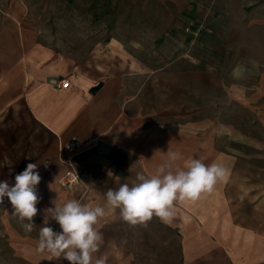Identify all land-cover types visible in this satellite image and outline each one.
<instances>
[{
  "label": "rangeland",
  "instance_id": "rangeland-1",
  "mask_svg": "<svg viewBox=\"0 0 264 264\" xmlns=\"http://www.w3.org/2000/svg\"><path fill=\"white\" fill-rule=\"evenodd\" d=\"M30 2L25 46L60 57L65 74L56 78L126 69V88L111 100L107 131L59 140L54 155L57 140L37 122L24 88L0 89V180L14 183L38 163V208L52 206L51 197L103 207L110 264H264V0ZM7 64L0 60V70ZM169 151L182 158L169 161ZM191 158L222 162L227 175L197 201L177 202L171 223L153 217L130 226L109 209V188ZM53 160L62 171L45 186ZM67 172L77 177L71 186L62 181ZM34 219L27 233L7 199L0 205V264L36 255L19 251L25 236L38 239L43 213Z\"/></svg>",
  "mask_w": 264,
  "mask_h": 264
},
{
  "label": "clouds",
  "instance_id": "clouds-1",
  "mask_svg": "<svg viewBox=\"0 0 264 264\" xmlns=\"http://www.w3.org/2000/svg\"><path fill=\"white\" fill-rule=\"evenodd\" d=\"M166 155L173 162L182 158L176 151ZM171 168V164H162L154 173L137 172L135 182L109 188L104 194L109 209H119L120 218L130 226H146L153 217L169 224L175 216L177 202L197 201L203 193L212 192L227 175L222 162L207 164L199 158H191L183 168L175 171ZM41 180L38 163H28L15 175L14 183L0 180V205L7 199L12 214L25 232L34 230V218L43 213L36 252L49 261L62 259L68 264H107V255L98 258L94 255L103 243L97 225L105 216V209L83 204L78 199L63 202L54 199L50 201L52 206L40 209L42 197L38 186ZM50 221H55L59 230L50 226Z\"/></svg>",
  "mask_w": 264,
  "mask_h": 264
},
{
  "label": "crops",
  "instance_id": "crops-1",
  "mask_svg": "<svg viewBox=\"0 0 264 264\" xmlns=\"http://www.w3.org/2000/svg\"><path fill=\"white\" fill-rule=\"evenodd\" d=\"M31 5L33 3L30 0H0V60L9 63L0 70V77H3L0 79V89L12 91L14 84H19L24 88L25 102L32 109L37 122L44 130L51 132L57 140L54 149L51 148L50 150L54 155L55 150L58 149L59 140L66 142L73 137L81 140L93 139L101 134L103 127H105V131L108 130L112 123L110 117L111 100L115 99V93L119 94L125 91V80L128 72L126 69L107 74L100 72L98 79L83 76L85 74L81 77L74 75L70 77L72 86L68 90L60 92L55 89L50 81L65 74L61 71L63 69L60 65L57 64L60 57L54 53L47 55L43 47L31 49L25 46L30 37L23 36L22 29L24 26L22 23H31L26 21ZM12 28L17 30L18 35H11ZM125 60H122L124 66ZM15 76L21 77V80L18 81ZM100 83L102 86L93 93L92 88ZM45 154L46 149L43 148L41 155ZM61 171L62 167L57 164L56 160L44 165L43 184L45 186L46 184L54 185L53 182H56L57 173ZM54 199L58 198L51 197L45 201L47 204H51L50 201ZM67 199L65 198V200ZM106 224L103 221L97 225L103 235V243L100 251L94 255L97 258L107 255V264H110L108 255L110 249L104 231L107 228ZM50 225L59 230L58 224L51 223ZM25 238L27 239L19 251L34 252L36 255L22 256L21 264H57L62 260L49 261L45 259L35 250L38 239L30 242L33 237L27 235ZM119 260L116 259L118 264H124V261Z\"/></svg>",
  "mask_w": 264,
  "mask_h": 264
},
{
  "label": "built area",
  "instance_id": "built-area-1",
  "mask_svg": "<svg viewBox=\"0 0 264 264\" xmlns=\"http://www.w3.org/2000/svg\"><path fill=\"white\" fill-rule=\"evenodd\" d=\"M51 85L58 90L64 91L68 90L72 86V81L69 77L54 78L51 80ZM76 143H78V140L74 139L73 144ZM76 178L77 177L75 175H72L71 172H67V174L64 175L62 181L65 185L71 186L76 180Z\"/></svg>",
  "mask_w": 264,
  "mask_h": 264
},
{
  "label": "trees",
  "instance_id": "trees-1",
  "mask_svg": "<svg viewBox=\"0 0 264 264\" xmlns=\"http://www.w3.org/2000/svg\"><path fill=\"white\" fill-rule=\"evenodd\" d=\"M102 86V83H100L99 85H97L96 87L92 88L93 92H96L100 87Z\"/></svg>",
  "mask_w": 264,
  "mask_h": 264
}]
</instances>
